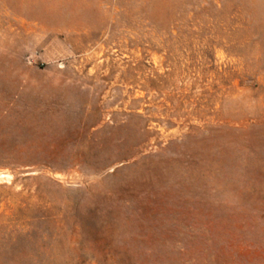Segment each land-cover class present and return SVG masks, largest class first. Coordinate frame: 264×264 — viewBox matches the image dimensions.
<instances>
[{"label": "rangeland", "instance_id": "1", "mask_svg": "<svg viewBox=\"0 0 264 264\" xmlns=\"http://www.w3.org/2000/svg\"><path fill=\"white\" fill-rule=\"evenodd\" d=\"M0 264H264V0H0Z\"/></svg>", "mask_w": 264, "mask_h": 264}, {"label": "bare ground", "instance_id": "2", "mask_svg": "<svg viewBox=\"0 0 264 264\" xmlns=\"http://www.w3.org/2000/svg\"><path fill=\"white\" fill-rule=\"evenodd\" d=\"M13 175L9 172L0 171V180H7L10 181Z\"/></svg>", "mask_w": 264, "mask_h": 264}]
</instances>
